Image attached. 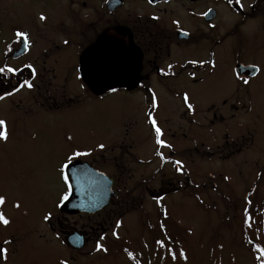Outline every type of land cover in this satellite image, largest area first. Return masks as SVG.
<instances>
[{
	"label": "rangeland",
	"instance_id": "obj_1",
	"mask_svg": "<svg viewBox=\"0 0 264 264\" xmlns=\"http://www.w3.org/2000/svg\"><path fill=\"white\" fill-rule=\"evenodd\" d=\"M102 1L0 0V67L18 58L13 61L16 67L34 61L38 69L45 66L49 71L44 81L37 80L42 96L38 101L46 102L47 90L52 96L61 93L62 61L71 45L81 49L94 37L95 23L103 28L101 11L95 18L88 16L97 14L94 10ZM119 2L111 0L108 6ZM260 3L264 7V0ZM222 6L219 13L228 16L221 25L230 33L228 44L216 47L211 71L196 73L201 80L181 76L163 85L151 82L147 96L118 89L87 100V93L84 104L71 111H10L7 101L0 103V116L8 126L7 141L0 140V195L6 198L0 212L11 221L7 227L0 224L5 264H261L264 252L257 246L264 250V13L240 18L230 6ZM83 15L87 19L81 22ZM175 15L186 21L182 9H175ZM17 30L29 34L30 48L16 57L13 53L21 47ZM44 48L50 50L43 53ZM186 54L205 56L204 50L192 47ZM236 63L256 65L259 72L244 78L235 72ZM20 92V108L31 104L29 91ZM182 93H187V103ZM181 111L196 112L195 127L178 126ZM149 113L161 130V141L170 147L157 144ZM127 130L133 141L126 137ZM124 144L132 145L134 154ZM76 151L90 155L75 161H85L114 179L117 193L92 213L70 214L56 207L66 191L59 168ZM49 211L53 218L46 222L43 216ZM75 232L82 236L81 246L68 242ZM5 240L12 243L5 245ZM161 240L163 247L157 243ZM97 242L107 252L97 251Z\"/></svg>",
	"mask_w": 264,
	"mask_h": 264
},
{
	"label": "flooded vegetation",
	"instance_id": "obj_2",
	"mask_svg": "<svg viewBox=\"0 0 264 264\" xmlns=\"http://www.w3.org/2000/svg\"><path fill=\"white\" fill-rule=\"evenodd\" d=\"M110 1H102L94 10L97 14L88 15L95 18L101 11L106 18L101 24L103 28L99 30L95 23L94 37L88 39L86 45L81 48L80 43H77L81 49H72V45L71 49H68L70 53L60 66L63 74L59 80L65 84L61 93L52 96L47 90L43 95L46 102L38 101L42 96H40L37 80L44 81V72L48 70H45V66L42 67L43 70L38 69L36 63L32 61L29 64L35 69L33 77L32 70L27 67L29 64H19L20 66L16 67L13 61L20 59L18 58L11 60V65H8L19 69L15 75H0V95L13 91L24 80H28L33 87L22 89L29 91L31 104L28 103L26 107L20 108L22 100L19 96L22 89L11 96H6L5 99L0 100V103L7 101L10 111H35L36 107H39L41 111L42 107L45 109L43 111H61L63 108L71 111L84 104L87 93L90 95L86 97L87 100L89 98L100 99L113 93L111 87L127 92L141 91L147 96L151 93V82L163 85L181 76L192 82L201 80L202 77L197 76L196 73L209 69L211 71L216 47H227L228 44L230 33L221 26L222 22H227L228 16L226 12L222 15L219 13V10L223 8L222 5H226L227 8L230 6L240 18H245L252 13H264L260 0H254L250 4L245 0H240L239 3L233 0H181L180 2L178 0H153V3H149V0H119V4L112 8L108 6ZM135 1H140L141 4L132 5ZM82 6L86 7L87 3L83 2ZM149 8L153 11L152 13L135 12L137 9L142 12ZM177 8L187 14L186 21L176 17L175 9ZM80 19L82 22L87 17L83 15ZM83 30L86 28L82 29L84 35ZM64 41L65 39L62 40L63 44H65ZM188 47L204 50L205 56L200 58L188 56L186 54ZM42 50L46 53L50 49ZM190 61H196V63ZM249 71L248 69L240 75L250 79L258 74L257 72L255 75H250ZM47 79V83L51 84V77ZM184 95V93L181 94L182 97ZM181 112L179 117L183 120L178 118L181 122L180 125L177 122L178 126L184 129L195 127L196 112L188 111L187 115L185 111ZM212 116L217 118L216 113ZM0 119L5 120V117L0 116ZM219 119L224 121V116L219 115ZM6 128L8 130L7 123ZM152 128L155 130L153 125ZM129 133L125 134L127 138L130 137ZM130 141H133L131 137ZM125 142L126 140H123L121 143ZM228 143L226 140V144ZM124 147H127L130 154L133 153L131 152V149L133 151L132 145L125 146L124 144ZM110 178L112 190L116 194L117 191L113 188L114 179ZM64 188L67 190L65 185ZM61 207L58 209L61 210ZM13 246L16 248V243ZM5 259L8 260V256L6 255L5 258L3 254H0V264H5Z\"/></svg>",
	"mask_w": 264,
	"mask_h": 264
},
{
	"label": "snow or ice",
	"instance_id": "obj_3",
	"mask_svg": "<svg viewBox=\"0 0 264 264\" xmlns=\"http://www.w3.org/2000/svg\"><path fill=\"white\" fill-rule=\"evenodd\" d=\"M239 2H240V0H237V3H239ZM149 3H153V0H149ZM40 19L44 20V19H46V17L41 15ZM15 35L18 38V41L20 43H22L23 48L25 50H28L30 48L29 34L27 32H24V31H21V30H17ZM184 35H188V33H184ZM64 43L67 44L68 41L65 40ZM190 62L191 63H196V61H190ZM27 67L32 70V75L34 77L35 76V69L32 67L31 64L27 65ZM169 67H171V65ZM249 67L251 69H253L254 74L259 72V68L256 65H251ZM18 71H19V69L13 68V67L8 66V65H4V66L0 67V75H5V74H13V75H15ZM243 83L244 84H248L249 80L248 79H244ZM25 87L31 89L33 87V84L30 81H28V80H24L22 83L19 84L18 87L14 88L13 91H9V92H6L4 95H0V100L5 99L6 96L13 95L15 92H19L20 89L25 88ZM111 91L112 92H116L117 89L115 87H111ZM183 99L187 103V101L189 99L187 93H185ZM155 106H156V101H155V97H153V107H155ZM188 107L191 109L192 105L188 104ZM149 122L153 125V127H155L156 137H157V140H156L157 144H160L161 146H164V147H170V145H165L164 142L161 141V139H160L161 130H160L159 127H156V121H155L154 118L151 117L150 113H149ZM7 139H8V133H7V128H6V121L3 120V119H0V140L7 141ZM67 139L71 140L72 137L69 136V137H67ZM98 147L103 149L105 147V145L100 144ZM83 155H90V153L76 151L73 154L67 156L66 159H65V162L60 166V168H59L60 179L63 181V184L66 186L67 190L59 198L60 203H58L56 205V207H60L63 202H65V201H67L69 199V196H70V193H71V190H72V184L70 182V175H74V161H75L76 157L83 156ZM175 163L178 166L181 165L180 161H176ZM178 170H179V168H178ZM5 202H6V198L4 196L0 195V206H3L5 204ZM14 207L19 208L20 204L16 203L14 205ZM52 218H53V213L51 211L47 212L43 216V220L46 221V222L51 221ZM10 223H11V221L5 217L4 213L0 212V224H2L5 227H7ZM117 227H119V222L117 224ZM113 234L116 235L115 232ZM100 239L103 240L104 237L102 236V237H100ZM3 243L5 245L6 244H11L12 241L11 240H5ZM157 243L160 244L161 247L164 246V242L162 240L161 241H157ZM96 250L97 251L107 252V248H104L103 245H101L99 242H97V244H96ZM257 250L261 251V252H264V250L259 249V246H257ZM125 251H127V249ZM0 254H3L4 257L6 258L7 248H4V247L0 246ZM128 255H129V257H131L132 253L128 252ZM180 256L184 257L185 259L187 258L182 250L180 252ZM172 258L176 259V255L174 253L172 255ZM60 264H67V262L64 261V260H61ZM137 264H138V262H137ZM261 264H264V260L261 261Z\"/></svg>",
	"mask_w": 264,
	"mask_h": 264
},
{
	"label": "water",
	"instance_id": "obj_4",
	"mask_svg": "<svg viewBox=\"0 0 264 264\" xmlns=\"http://www.w3.org/2000/svg\"><path fill=\"white\" fill-rule=\"evenodd\" d=\"M26 51L21 43V47L14 51L13 56L17 57ZM248 69L250 75L254 74L253 69L249 66L236 65V70L239 73ZM70 182L72 190L69 199L61 207L62 211L70 214L95 212L105 206L111 195L114 194L111 189V179L105 173L95 170L83 161H74V175H70ZM68 242L73 246H81L82 236L75 232L69 235Z\"/></svg>",
	"mask_w": 264,
	"mask_h": 264
}]
</instances>
